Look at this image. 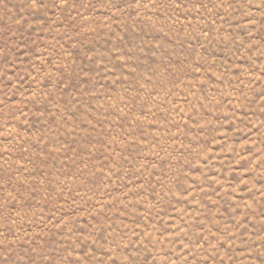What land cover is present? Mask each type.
<instances>
[{
	"label": "rangeland",
	"instance_id": "obj_1",
	"mask_svg": "<svg viewBox=\"0 0 264 264\" xmlns=\"http://www.w3.org/2000/svg\"><path fill=\"white\" fill-rule=\"evenodd\" d=\"M0 264H264V0H0Z\"/></svg>",
	"mask_w": 264,
	"mask_h": 264
}]
</instances>
